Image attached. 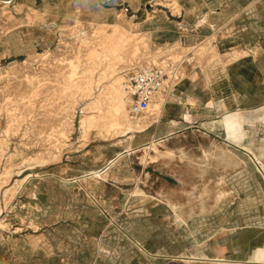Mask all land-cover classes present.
<instances>
[{"label":"rangeland","instance_id":"374dc122","mask_svg":"<svg viewBox=\"0 0 264 264\" xmlns=\"http://www.w3.org/2000/svg\"><path fill=\"white\" fill-rule=\"evenodd\" d=\"M146 1L0 0V264H237L264 245V0L242 40L190 47L143 31L170 5ZM190 51L223 73L216 122L172 129L163 96L131 118L127 74Z\"/></svg>","mask_w":264,"mask_h":264},{"label":"crops","instance_id":"0c3cea01","mask_svg":"<svg viewBox=\"0 0 264 264\" xmlns=\"http://www.w3.org/2000/svg\"><path fill=\"white\" fill-rule=\"evenodd\" d=\"M101 1L103 2V0ZM109 1L111 5L112 0ZM150 1L152 0H147L145 4L152 8L153 5H149ZM164 1L169 2L170 5L159 3L156 5L159 13L154 15L165 18L163 21H159V24L163 23L164 27L149 26L143 31L150 33L151 37H154L158 32L160 35L158 41L161 43L177 42L187 47L193 46L202 37L218 35V32L224 28L231 27L233 29L235 26L232 27V25L235 21L246 14L250 17V23H255L256 6L261 2V0ZM177 2L179 12L174 11L177 10V6H174ZM219 18H223V21L217 20ZM146 21L148 22V20ZM238 28L237 32L234 29H227V33L221 37L223 39L216 37L217 39H214L215 42H213L216 44L215 46H218L219 43L230 45L237 40H242L248 32V27L246 24L243 26L240 24ZM250 28L253 29L254 26L251 25ZM222 74L219 71L201 73L196 70V65L188 66L187 78L178 84L167 103L168 120L172 129L187 128L200 131L206 123V113H210L213 123L216 122L214 113L218 111V108H222L221 101H223L226 89Z\"/></svg>","mask_w":264,"mask_h":264},{"label":"built area","instance_id":"2783aa9c","mask_svg":"<svg viewBox=\"0 0 264 264\" xmlns=\"http://www.w3.org/2000/svg\"><path fill=\"white\" fill-rule=\"evenodd\" d=\"M196 62L190 51L178 57L167 56L158 64L141 67L127 74L124 81L128 113L131 118L145 115L159 96L167 102L178 84L187 78L188 66Z\"/></svg>","mask_w":264,"mask_h":264},{"label":"bare ground","instance_id":"6f19581e","mask_svg":"<svg viewBox=\"0 0 264 264\" xmlns=\"http://www.w3.org/2000/svg\"><path fill=\"white\" fill-rule=\"evenodd\" d=\"M240 58H241L240 57V53H235V54H232V55L229 56V60L230 61L231 60H238ZM118 98H121V97L118 96ZM118 98H116V99H118ZM162 106H163V103H160V102L156 103L155 102L153 104V106H152V109L153 110H156L158 108L160 109ZM110 108L112 109V106ZM114 110H115V113H116L117 116L122 115L123 107L120 104V102L115 104ZM259 118H261V117H259ZM246 119H247V116L244 115L242 113V111H240V110L235 111V112H228L224 116L226 130L229 131L231 134L236 133L237 131L242 132V128L245 126ZM252 123H254V122L252 121ZM133 127L134 126H131L128 129H132ZM237 264H264V245L262 244V245H259L258 247H256L255 250L253 251V254L249 258V260H247V261H239V262H237Z\"/></svg>","mask_w":264,"mask_h":264}]
</instances>
